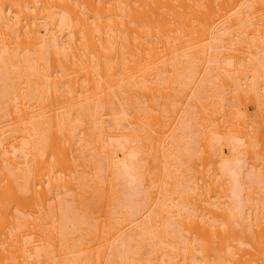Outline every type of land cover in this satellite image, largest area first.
I'll list each match as a JSON object with an SVG mask.
<instances>
[{"label":"bare ground","instance_id":"6f19581e","mask_svg":"<svg viewBox=\"0 0 264 264\" xmlns=\"http://www.w3.org/2000/svg\"><path fill=\"white\" fill-rule=\"evenodd\" d=\"M0 264H264V0H0Z\"/></svg>","mask_w":264,"mask_h":264}]
</instances>
